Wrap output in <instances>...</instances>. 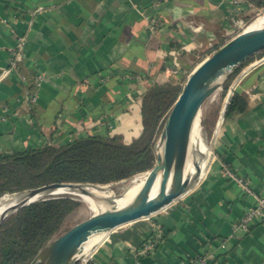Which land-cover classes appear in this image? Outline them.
I'll return each instance as SVG.
<instances>
[{"label":"crops","instance_id":"crops-1","mask_svg":"<svg viewBox=\"0 0 264 264\" xmlns=\"http://www.w3.org/2000/svg\"><path fill=\"white\" fill-rule=\"evenodd\" d=\"M254 9L232 0H0V154L86 134L132 139L150 85L183 80ZM35 74L43 81L32 102ZM233 88L247 107L223 118L219 111L207 142L216 159L198 183L103 237L94 264H184L204 252L208 264H264V222L239 225L256 200L221 169L226 163L264 195V58Z\"/></svg>","mask_w":264,"mask_h":264},{"label":"trees","instance_id":"trees-1","mask_svg":"<svg viewBox=\"0 0 264 264\" xmlns=\"http://www.w3.org/2000/svg\"><path fill=\"white\" fill-rule=\"evenodd\" d=\"M242 1L255 8L264 7V0ZM222 43L212 46L213 50ZM211 50L200 55L198 61ZM263 53L264 50L249 60ZM236 79L237 76L230 87V79L223 85V92L228 89L221 99L220 116L231 92L225 117L241 113L247 107L245 96L233 88ZM181 82L150 85L141 99V130L132 139L119 133L86 134L61 144L0 154V196L51 182L104 184L147 171L153 166L154 143ZM207 115L205 110L203 125H209ZM79 205L74 196L61 194L31 202L10 214L0 225V264H27L48 240L66 229H63L66 219ZM78 264L94 263L88 258Z\"/></svg>","mask_w":264,"mask_h":264},{"label":"water","instance_id":"water-1","mask_svg":"<svg viewBox=\"0 0 264 264\" xmlns=\"http://www.w3.org/2000/svg\"><path fill=\"white\" fill-rule=\"evenodd\" d=\"M262 50L264 26L247 27L199 60L180 84L154 143L153 166L145 171V178L131 199L117 206L115 199L121 194L104 198L110 205L95 210L52 237L27 264H78L85 261L90 256L84 259L79 251L89 238L105 237L117 227L147 218L190 191L198 183L201 169L197 163L192 175L185 174L184 170L193 125L197 118L200 123L204 102L221 89L238 68ZM241 74L240 71L237 77ZM231 94L224 102L222 118ZM206 157L205 153L200 155L201 159ZM155 185L157 189L152 194ZM88 186L104 187L97 183L51 182L15 191L9 195L8 205L0 213V225L10 214L31 202L61 194H84Z\"/></svg>","mask_w":264,"mask_h":264},{"label":"bare ground","instance_id":"bare-ground-1","mask_svg":"<svg viewBox=\"0 0 264 264\" xmlns=\"http://www.w3.org/2000/svg\"><path fill=\"white\" fill-rule=\"evenodd\" d=\"M264 26V15L258 17L253 22H251L250 25H248L249 28H257ZM199 122L198 118L195 120L193 125V130L191 134V145L189 149V153L187 156V161L185 164V174L192 175L195 172L196 164H199V167L201 169L200 176L204 172L206 165L208 164V159L200 158L201 154H204V152L201 150L199 145ZM210 153H212L211 148H209ZM146 175V172H145ZM144 176H137L133 180V182L130 184L128 189L120 195V197H116L115 201L117 203V206H121L125 203H127L131 197L136 193V191L141 186L144 178ZM106 186V185H104ZM87 193L79 194L81 198H83L85 201L92 204L93 208L96 210H99L100 208L106 207L110 205L107 203L104 198L108 197L109 195H112L111 191H107L105 187H96V186H88ZM157 185L153 187L152 194L156 192ZM9 198V195L4 196L0 199V213L1 211L8 205L7 199ZM103 203H105L103 205ZM103 237L101 235L92 236L89 238L85 243H83L79 255L83 257L84 259L86 257H89L96 247L97 243L102 239Z\"/></svg>","mask_w":264,"mask_h":264},{"label":"rangeland","instance_id":"rangeland-1","mask_svg":"<svg viewBox=\"0 0 264 264\" xmlns=\"http://www.w3.org/2000/svg\"><path fill=\"white\" fill-rule=\"evenodd\" d=\"M262 15H264V7L255 8L252 12H249L246 16H244V19L246 20L247 25H250L251 22H253L255 19H257L258 17H260ZM240 68L242 70L243 67H240ZM240 71H238L235 75H233L235 72L232 74V76L229 78L230 82L228 84V87L231 84L232 80L235 78V76H237L239 74ZM180 81H182V79ZM227 89L224 92H223V90H224L223 87L221 89H219L213 96L209 97L204 102V104L202 106L201 115H200V123H199V132H200L199 145H200L201 150L205 153L206 156L211 154L209 151L210 147H209L207 142L211 138V134L214 130V127L219 120L218 114H219V110H220V106H221V99L223 98V96H224L223 94L226 93ZM205 110L207 111V114H208L207 119L209 120V123H208L209 125H207V124L203 125L201 122L202 113ZM205 117L206 116H204V118ZM206 159H208V158L206 157ZM139 175L144 176L145 171L139 172V173L133 175L131 178L126 179V180L113 181V182H108V183H104V184H100V185H106V186H104L105 189L109 192L111 191L112 195H119V194L124 193L128 189V187L130 186V184L133 182L135 177H137ZM11 193H13V192H11ZM11 193H6V194L0 196V199L6 195H10ZM72 196H74L75 199L80 201V205L78 207H76L70 213V215L68 216V218L66 219V221L64 223L63 229L68 228L71 225H73L74 223L86 218L87 216H89L90 214H92L96 210L93 208L91 203L85 201L79 195H72ZM104 204L105 203H103V205ZM125 225L126 224H124L122 226H125Z\"/></svg>","mask_w":264,"mask_h":264},{"label":"built area","instance_id":"built-area-1","mask_svg":"<svg viewBox=\"0 0 264 264\" xmlns=\"http://www.w3.org/2000/svg\"><path fill=\"white\" fill-rule=\"evenodd\" d=\"M232 3L235 5H240L241 3H244L242 0H232ZM238 29L236 30V33H239L240 31H243L248 27L246 21H236ZM155 30V25L150 24L149 25V31L153 32ZM24 41L23 37H19L18 39V47H21L22 42ZM13 56L11 57V65L14 66L16 64V61L20 58V53L19 50H14L12 52ZM264 58V53L259 57L258 59L255 60H249L247 63H245L242 67V74L241 76L246 73L248 70H250L252 67L257 65L261 60ZM3 75V73H2ZM138 79H140V76H137ZM240 79V78H239ZM43 78L42 76L35 74L33 77V86L31 87L30 93L27 96V99L29 101H35L38 98L41 84H42ZM213 133V132H212ZM212 136V134H211ZM75 138V137H74ZM209 159L210 163L212 160L216 159L215 151H213L211 154L207 156ZM221 169L223 173L228 176L229 178L233 179L240 187L241 189L250 194L253 195L256 203L255 205L247 210L240 218L239 225L246 227V229L250 226L251 223L255 222L256 220L263 221L264 222V195H258L253 191L251 188V183L250 180L246 177L240 176L236 174L230 167L226 165V163L221 162ZM151 246V242H147L144 245V250H147ZM184 264H208L207 263V253L204 252L202 254H199L189 260H187Z\"/></svg>","mask_w":264,"mask_h":264}]
</instances>
